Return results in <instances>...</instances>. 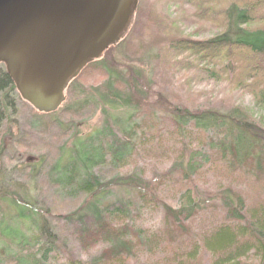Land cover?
<instances>
[{
	"label": "trees",
	"instance_id": "obj_1",
	"mask_svg": "<svg viewBox=\"0 0 264 264\" xmlns=\"http://www.w3.org/2000/svg\"><path fill=\"white\" fill-rule=\"evenodd\" d=\"M194 1L210 5L213 0ZM262 10L264 0H254L241 6L234 2L225 5L217 12L223 30L209 40L192 41L176 36L177 20L170 21L156 11L155 3L140 6L136 26L127 40L110 48L100 61L88 66V69L99 72L103 82L88 87L76 80L70 84L65 109L72 113L98 109L102 122L87 138L74 139L73 145L64 154V161L60 156L53 163L48 172L49 178L33 179L36 182L44 179L54 188V195L65 200L86 198L76 211L63 219L76 225V230L68 233L75 243L72 244L77 246L75 253L88 252L101 243L110 246L93 257L90 264H125L141 248L158 251L163 247L160 243L179 248L191 246L182 254L183 261L178 260V264L194 263L200 247L211 254L210 264H241L242 259L251 253L258 259L256 264H264V200L259 205H249L247 201L250 198L242 192L224 189L213 196L208 193L203 196L201 201L205 210H202L198 206L200 199L192 196L191 187L187 188L193 186L192 178L206 166L218 165L231 173L241 171L264 186V129L249 116L251 111L239 107L230 106L223 114L214 108H188L177 99L168 101L162 96L161 92L165 91L162 87L158 92L152 91L155 85L150 76L152 72L156 75L164 68L163 74L156 80L163 84L168 81L171 87L169 74L173 73L174 58L185 53L200 57L215 54L229 56V50H236L248 53L252 59H264V29L249 28L258 18L259 14L255 12ZM158 13L160 17H157ZM209 13L207 11V15ZM145 56L150 58L148 62L143 61ZM148 63H153L151 70L146 68ZM206 63L212 65L208 69V79L217 80L216 62L209 59ZM167 67L171 70H165ZM245 68L250 83L263 81L264 61L259 60L254 66L247 64ZM229 69L232 73L222 71L221 77L231 75L235 79L232 65ZM255 97L257 107L264 105V90H260ZM18 103L27 109V104L19 102L11 79L0 65V128L10 117L19 114ZM47 117L37 115L36 121ZM35 123L41 130L55 127L51 122ZM188 128L210 134L205 149L204 146L191 150L185 147L168 170L156 175L159 177L154 181L157 184L142 181L135 173L104 180L102 169L124 168L127 156L136 153L138 145L144 144L145 134L149 131L157 138L166 134L185 139L186 132L191 131ZM257 148L263 156L254 154ZM165 180H171L178 190L184 189L183 197H186L183 205L173 207L158 199V183ZM1 182L5 183V180ZM113 189L135 190L138 202L144 205L162 203L165 239H159L154 234L149 240L146 231L133 228L125 220L122 222L125 218L129 219L134 208L130 198H116L110 204H101L98 197L102 194L105 199L104 193ZM20 191L21 194L0 193V203L14 213L6 222L3 219L0 222V264L55 262L62 254L58 251L63 252L67 241L50 222L42 220L47 217L45 211L29 204L26 198L28 192ZM195 199L198 200L196 204L193 202ZM203 213L213 216L214 220L209 218L211 223L208 222L204 230L197 231L194 221ZM62 229L67 231L64 227ZM182 240L185 243L180 242ZM10 249L17 254L12 255ZM66 254L71 264H82L80 259L75 262L72 256ZM174 256L177 257L176 254Z\"/></svg>",
	"mask_w": 264,
	"mask_h": 264
},
{
	"label": "rangeland",
	"instance_id": "obj_2",
	"mask_svg": "<svg viewBox=\"0 0 264 264\" xmlns=\"http://www.w3.org/2000/svg\"><path fill=\"white\" fill-rule=\"evenodd\" d=\"M253 1L213 0L209 5L206 2L197 3L194 0H188L187 3L185 0H138L131 24L123 40L117 46L126 41L129 33L134 30L138 16L137 10L140 6H148L155 3L156 11H160L170 21L172 19L177 20L176 27L178 31L176 36L179 38H188L192 41H206L217 36L223 30V26H220L219 22L220 16L217 13L219 9L233 2L241 6L245 3L251 4ZM207 11L211 13L207 15ZM255 14H259L258 18L254 23L249 25V28L252 30L264 29V10L256 11ZM157 17H160L159 13ZM227 53L229 56L215 54L209 57H200L187 53L176 56L174 58L173 73L169 74L171 87L168 81H165L166 84H163L156 80L160 77L161 73L163 74L162 70L164 68H162L160 72H156V75L155 72L150 74L155 85L152 91L158 92L159 87H162L165 90L164 93L161 92L163 98L168 101L171 98L181 100L179 103L186 105L188 108H214L223 114L226 113V109H229L230 106L249 110L251 111L249 116H251L252 120L260 128L264 129V105L257 107L255 104V95L260 90H264V78L258 84L250 83V78L247 77L245 70L247 64L254 66L259 60L263 63L264 59H252L248 53L236 50H229ZM149 59L148 56H145L143 61L147 60L148 62ZM209 59H213L216 62L217 80L212 81L208 79V69L212 67V65L206 63ZM230 65L234 69L233 76L235 79H232L231 75H222L221 77L222 71H227L229 74L232 73L229 69ZM88 66L75 80L86 87L98 86L103 82V77L99 72L96 73L88 69ZM152 66L153 63H148L146 68L151 70ZM165 70H171V67H167ZM168 73H171V71ZM67 90L62 106L55 113L47 114V118L36 121L37 115H45L36 113L29 105H27V109H23L24 107L22 108L21 104L18 103L19 114L16 117H10L0 128V193L11 192L14 194V192H17L21 194L20 189L27 191L28 196L26 198L29 204L45 211L47 217L44 216L46 219L42 220L50 222L53 228L55 227L59 230L58 234L63 237L62 239H66L67 245L63 248V252H59L60 250L58 249V253L62 254H59L55 262L51 260L50 264H68L69 260L66 258L68 257L66 253L72 256L75 262L80 259L82 264H90L93 257L109 249L110 246L107 243H101L88 252L75 253L74 248L77 246L73 245L75 243L68 233L76 230V225H72L70 221L66 222L63 219L64 216L76 211L86 198L80 197L76 200H65L56 194L54 195L52 191L54 188L50 183H46L44 179L38 182L33 179L49 178L48 172L53 163L60 156H62L64 161V154L73 145L74 139L87 138L102 122V116L98 109L85 110L82 113H72L69 109H65L68 106L65 105L68 100ZM19 102L23 101L19 98ZM35 122H51L55 127L41 130L37 129L38 126ZM188 129L191 131L186 132L185 139H182L178 135L168 137L166 134L161 138H157L153 135L152 131H149L148 134H145L146 139L144 138V144L138 145L136 153L127 156L124 168L102 169L104 180L135 173L141 177L142 181L157 184V182H154L159 178L156 175L168 170L177 157H180L183 153L185 147L191 150L204 146L205 149V144L210 134H202L194 129ZM254 154L258 157L263 156L259 148L255 149ZM32 167L35 169L31 170ZM4 180L5 183H2L1 181ZM192 180L193 186H188L187 188L191 187L192 196L200 199L199 202L196 199L193 202L195 204L198 202V206L202 210H205V206L201 201L203 196L207 193L213 196V194L221 192L224 189L242 192L250 198L247 201L249 205L252 203L253 205L255 203L259 205L264 200V186L259 185V181L256 178H248L241 171L239 173H231L222 168L221 165L211 168L206 166ZM14 181L18 185L21 184L23 186L15 185ZM157 189L158 199L163 203L173 207L185 203L186 196L183 197L184 189L178 190L177 187L172 185L171 180L158 183ZM104 194L105 199L101 197L102 194L98 197L101 204H107L108 202L110 204L116 198L127 200L130 198L134 208L131 210L129 219L125 218L122 222L126 221L133 228L146 231L149 240L154 234L159 239H165L163 235L165 226L162 203H151L148 205L139 203L136 191L132 189H113ZM216 205L220 206L219 204ZM11 213L14 214L13 212H9L8 208L0 203V222H2V219L6 222L10 218ZM217 213L219 214V209H217ZM209 218L214 220L213 216H209L208 214L206 216L205 213L198 215L194 221L197 231L199 229L204 230L208 222L211 223ZM62 227L67 231H64ZM194 228L192 227L193 232L196 231ZM156 242L159 243L157 238ZM180 242L185 243L184 240ZM164 244L160 243L163 247L157 249L158 251L155 252L141 248V251L125 264H178V260L183 261L184 255L182 256V254L191 249V246L179 248ZM10 250H12L10 251L12 255L17 254L15 250ZM198 252L195 262L190 264H210L212 261L211 254L202 247L199 248ZM175 254L177 257L174 256ZM242 260L241 264H256L258 261L252 253ZM69 264L71 263L69 262Z\"/></svg>",
	"mask_w": 264,
	"mask_h": 264
},
{
	"label": "water",
	"instance_id": "obj_3",
	"mask_svg": "<svg viewBox=\"0 0 264 264\" xmlns=\"http://www.w3.org/2000/svg\"><path fill=\"white\" fill-rule=\"evenodd\" d=\"M138 0H0V65L36 113L124 38Z\"/></svg>",
	"mask_w": 264,
	"mask_h": 264
}]
</instances>
